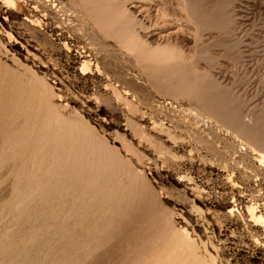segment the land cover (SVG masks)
Listing matches in <instances>:
<instances>
[{
  "label": "rangeland",
  "instance_id": "1",
  "mask_svg": "<svg viewBox=\"0 0 264 264\" xmlns=\"http://www.w3.org/2000/svg\"><path fill=\"white\" fill-rule=\"evenodd\" d=\"M6 1L0 264H264V0Z\"/></svg>",
  "mask_w": 264,
  "mask_h": 264
},
{
  "label": "bare ground",
  "instance_id": "2",
  "mask_svg": "<svg viewBox=\"0 0 264 264\" xmlns=\"http://www.w3.org/2000/svg\"><path fill=\"white\" fill-rule=\"evenodd\" d=\"M7 1H9V2H10L11 4H13V5L16 4L15 0H7ZM7 1H6V2H7ZM46 1H49V0H46ZM90 1H91V0H90ZM184 1H185V0H184ZM40 2H43V1H40ZM187 2H188V1H187ZM187 2H186V3H187ZM189 2H190V1H189ZM36 3H38V2L36 1ZM45 3H46V2H45ZM186 3H181V4H182V5H185ZM99 4H100V3H99ZM177 4H178V3H177ZM179 4H180V3H179ZM193 4H194V3H193ZM196 4H197V3H196ZM6 5H7V3H6ZM28 5H29V4H28ZM37 5H38V4H37ZM41 5H42V4H41ZM108 5H109V4H108ZM110 5H111V2H110ZM110 5H109V6H110ZM112 5H114V4L112 3ZM8 6H9V5H8ZM44 6H45V5H44ZM93 6H94V5H93ZM93 6H92V7H93ZM102 6H104V5H102ZM192 6H193V5H192ZM47 7H48V6H47ZM96 7H97V6H96ZM105 7H106V5H105ZM110 7H112V6H110ZM110 7H108V9H109ZM118 7H119V6H118ZM180 7H181V6H180ZM183 7H184V6H182V8H183ZM186 7H187V6H186ZM190 7H191V6H190ZM34 8H36V6H35ZM97 8H98V7H97ZM115 8H116V6L114 7V9H115ZM182 8H181V9H182ZM46 9H47V8H46ZM95 9H96V8H95ZM102 9H103V8H102ZM105 9L107 10V8H105ZM105 9H104V12H105ZM116 9H117V8H116ZM185 9H186V8H185ZM190 9H191V8H190ZM33 10H34V9H33ZM109 10H110V9H109ZM112 10H113V8H112ZM120 10H124V9H121V8H120ZM91 11H93V10H91ZM125 11L127 12L126 9H125ZM195 11H196V10H195ZM195 11H194V12H195ZM0 12H1V11H0ZM32 12H33V11H32ZM38 12H39V14L41 13L39 10H38ZM96 12H97V11H96ZM102 12H103V10H102ZM104 12H103V14H104ZM117 12H118V10L116 11V13H117ZM119 12H120V11H119ZM122 12H123V11H122ZM44 13H45V12H44ZM93 13H94V12H93ZM93 13H92V15H93ZM107 13H108V12H107ZM109 13H111V12H109ZM116 13H113L114 15L112 14L110 17L105 18V20H103L104 18H103V19L101 18L100 20H103V21H102V22L100 21V22L103 23L104 26H108V27H110V28H112V29L115 28L116 26H118V28H120L122 31H123V30L127 31V29H128V25H130V24H127L126 22H127L128 19L131 20L132 17H131V18H128V17H129V16H128V17H127L128 19H127L126 21L121 22V21H120V20H121V19H120L121 16L119 15L121 12H120L119 14H116ZM192 13H193V12H192ZM0 14H1V13H0ZM34 14H35V13H34ZM47 14H48V13H47ZM94 14H95V13H94ZM95 15H96V14H95ZM107 15H108V14H106V16H107ZM124 15H125V14H124ZM124 15H123V16H124ZM126 15H127V13H126ZM193 15H194V14H193ZM41 16H43V15H41ZM100 16H101V15H100ZM185 16H186V15H185ZM188 16H189V15H188ZM199 16H200V15H199ZM98 17H99V16H98ZM192 17H193V16H192ZM194 17H195V16H194ZM194 17H193V18H194ZM38 18H39V17H38ZM134 19H135V18H134ZM96 20H97V19H96ZM200 20H201V19H200ZM131 22H132V21H131ZM138 24H139V23H138ZM138 24H137V25H138ZM98 25H99V24H98ZM132 25H133V23H132ZM137 25H136V26H137ZM194 25H195V24H194ZM133 26H134V25H133ZM133 26H132V27H133ZM205 26H206V25H205ZM55 27H56V26H55ZM58 28H59V27H58ZM101 28H102V27H101ZM130 28H131V27H130ZM107 29H108V28H107ZM120 29H119V30H120ZM131 29H133V28H131ZM101 30H102V29H101ZM104 30H106V29H104ZM109 30H110V29H109ZM117 30H118V29H117ZM54 31H55V30H54ZM111 31H112V30H111ZM130 31H131V30H130ZM115 33H116V32H115ZM118 33H119V32H118ZM126 33H128V32H126ZM126 33H124V35H125ZM131 33H132V32H131ZM134 33H135V31H134ZM126 35H127V34H126ZM126 35H125V36H126ZM128 36H131V35H128ZM133 36H134V35H133ZM133 36H132V37H133ZM135 36H136V34H135ZM122 37H123V36H122ZM137 37H138V36H137ZM123 38H124V37H123ZM138 38H139V37H138ZM121 39H122V38H121ZM121 39H120V40H121ZM126 39H127V37H126ZM126 39H125V40H126ZM130 39H131V37H130ZM133 39L136 40L135 37L132 38L131 40H133ZM120 40H119V41H120ZM131 40H130V41H131ZM128 41H129V40H128ZM130 41H129V42H130ZM141 41H142V40H141ZM126 42H127V41H126ZM129 42H128V43H129ZM131 42H132V41H131ZM131 42H130V43H131ZM132 43H133V42H132ZM135 43H137V42H135ZM135 43H134V44H135ZM130 45H131V44H130ZM136 45H137V44H136ZM172 45H173V44H172ZM134 46H135V45H133V47H134ZM137 46H138V45H137ZM175 46H176V45H175ZM131 47H132V46H131ZM165 47H166V45L164 46V48H165ZM135 48H136V47H135ZM158 48H159V47H158ZM164 48H163V49H164ZM170 48H171V47H170ZM133 49H134V48H133ZM136 49H137V48H136ZM155 49H156V48H155ZM160 49H161V48H160ZM163 49H161V50H163ZM149 50H150V49H149ZM153 50H154V48H153ZM165 50H167V49H164V51H165ZM173 50H174V49H173ZM173 50H169V51H173ZM179 50H180V49H179ZM158 51H160V50H158ZM164 51H163V52H164ZM134 52H135V51H134ZM156 52H157V51H156ZM160 52H162V51H160ZM157 53H158V52H157ZM164 53H165V52H164ZM155 54H156V53H155ZM165 54H167V53H165ZM165 54H164V55H165ZM169 54H171L172 56L175 55V53H173V52H172V53H169ZM162 55H163V54H162ZM138 56H139V55H138ZM153 56H154V55H153ZM159 56H161L160 53H159ZM168 56H169L170 58H172V56H170V55H168ZM178 56H179V55H178V52H177V57H178ZM157 57H158V56H157ZM162 57H163V56H161L160 58L162 59ZM174 57H175V56H174ZM152 58H154V57H152ZM163 58H164V57H163ZM170 58H169V60H170ZM175 58H176V57H175ZM175 58H173L174 61H175ZM178 58H179V57H178ZM141 59H142V58H141ZM167 59H168V58H167ZM176 59H177V58H176ZM180 59H181V58H180ZM185 59H186V58H185ZM154 60H156V58H155ZM169 60H166V61L168 62ZM159 61H161V60H159ZM159 61H158V63H159ZM166 61H165V62H166ZM141 62H142V60H141ZM150 62H151V61H150ZM162 62H163V61H162ZM177 62H178V61H177ZM186 62H187V61H186ZM160 63H161V62H160ZM168 63L172 64L171 61L168 62ZM144 64H145V63H144ZM150 64H151V63H150ZM152 64L154 65V64H156V63L153 61ZM164 64H167V63H164ZM164 64H163V66H164ZM176 64H177V63H176ZM156 65H157V64H156ZM160 65H161V64H160ZM160 65H159V66H160ZM179 66H180V64H179ZM183 66H184V65H183ZM83 67H84V66H83ZM157 67H158V66H157ZM177 70H178V69H177ZM172 71H173V70H172ZM185 74H186V72H185ZM179 75H180V74H179ZM179 75H178V76H179ZM183 76H184V75H183ZM185 76H186V75H185ZM176 77H177V76H176ZM193 78H194V77H193ZM186 79H190V78H186ZM191 79H192V78H191ZM191 79H190V80H191ZM200 79H201V78H200ZM204 79H205V78H204ZM195 80H196V79H195ZM195 80H194V81H195ZM186 81H187V80H186ZM188 81H189V80H188ZM194 81H193V82H194ZM207 81H208V80H207ZM13 82H15V80H13ZM16 82H17V81H16ZM190 82H191V81H190ZM9 83H10V82H9ZM24 83H25V82H24ZM181 83H182V82H181ZM183 83H184V82H183ZM186 83H187V82H186ZM186 83H185V84H186ZM194 83H195V82H194ZM202 83H203V82H202ZM32 84H33V83H32ZM12 85H13V84H12ZM20 85H21V84H20ZM20 85H19V86H20ZM24 85H25V84H24ZM188 85H189V84H188ZM195 85H196V84H195ZM195 85H194V86H195ZM203 85H204V84H203ZM213 85H214V84H213ZM216 85H217V84H215L214 86L216 87ZM214 86H212L210 89L212 90V88H213ZM217 86H218V85H217ZM219 86H220V85H219ZM15 87H16V86H15ZM183 87H184V86H183ZM183 87H181V88H183ZM205 87H206V86H205ZM215 87H214V90H215ZM189 88H190V87H189ZM208 88H209V87H208ZM208 88H206V89H208ZM47 89H48V88H47ZM184 89H185V88H184ZM184 89H183V90H184ZM190 89H191V88H190ZM195 89H196V88H195ZM200 89H203V88H200ZM218 89H219V88H218ZM185 90H186V89H185ZM187 90H188V87H187ZM191 90H193V89H191ZM211 90H209V91L211 92ZM181 91H182V90H181ZM203 91H205V90H203ZM207 91H208V90H207ZM21 92H22V91H21ZM190 92H191V91H189V93H190ZM194 92H195V91H194ZM194 92H193V93H194ZM216 92L218 93L219 91L216 90ZM118 93H119V92H118ZM202 93H204V96H205V94L208 93V92H206V93H205V92H202ZM226 93H227V92H226ZM190 94H191V96H192V93H190ZM197 94H199V93H197ZM11 95H12V94H11ZM199 95H200V94H199ZM199 95H198V96H199ZM206 95L208 96V94H206ZM209 95H210V94H209ZM216 95H218V94H216ZM9 96H10V94H9ZM198 96H196V97H198ZM200 96H201V95H200ZM202 96H203V95H202ZM214 96H215V95H214ZM214 96H213V97H214ZM194 97H195V95H194ZM196 97H195V98H196ZM192 98H193V97H192ZM198 98H199V97H198ZM204 98H205V97H204ZM12 99H13L12 101L15 102V98L12 97ZM42 99H43V98H42ZM193 99H194V98H193ZM199 99H200V98H199ZM199 99H198V100H199ZM202 99H203V98H202ZM200 100H201V99H200ZM200 100H199V101H200ZM201 101H203V100H201ZM205 101H206V98H205ZM226 101H227V100H226ZM210 102H211V100H210ZM199 103H200V102H199ZM199 103H198V104H199ZM203 103H206V102H203ZM221 103H222V102H221ZM39 104H40V103H39ZM156 104H157V103H156ZM208 104H209V103H208ZM213 104H214V103H213ZM213 104H212V102H211V106H213ZM201 105H202V104H201ZM209 105H210V104H209ZM225 105H226V104H225ZM27 106H28V105H27ZM214 106H215V104H214ZM222 106H224V105H222ZM56 107H57V106H56ZM201 107H203V106H201ZM208 107H209V106H208ZM215 107H216V106H215ZM215 107H213L212 109H214ZM39 108H40V107H39ZM48 108H49V107H48ZM203 108H204V107H203ZM210 108H211V107H210ZM5 109H6V108H5ZM5 109H4V111H6ZM216 109H217V108H216ZM221 109H222V108H221ZM58 110H59V109H58ZM205 110H206V109H205ZM207 110H208V109H207ZM212 111H213V110H212ZM214 111H215V110H214ZM24 112H25V111H24ZM44 112H45V111H44ZM207 112H209V110H208ZM231 112H232V111H231ZM22 113H23V112H22ZM213 113H214V112H213ZM229 113H230V112H229ZM4 114H5V113H4ZM25 114H26V113H25ZM25 114H24V115H25ZM211 114H212V113H211ZM7 115H8V113H7ZM28 115H29V114H28ZM182 115H183V114H182ZM232 115H233V114H232ZM235 115H236V114H235ZM217 116H218V115H217ZM220 116H221V114H220ZM223 116H225V115H223ZM228 116H229V115H228ZM237 116H238V115H237ZM13 117H14V116H13ZM26 117H27V116H26ZM53 117L55 118V116H53ZM214 117H215V116H214ZM226 117H227V116H226ZM226 117H225V118H226ZM230 117H231V116H230ZM232 117H233V116H232ZM234 117H235V116H234ZM241 117H242V116H241ZM262 117H263V116H262ZM54 118H53V120H54ZM217 118H218V117H217ZM235 118H236V117H235ZM250 118H251V117H250ZM15 119H16V118H15ZM23 119H24V118H23ZM38 119H39V118H38ZM223 119H224V117H223ZM229 119H231V118H229ZM232 119H233V118H232ZM236 119L238 120L239 118H236ZM240 119H241V118H240ZM240 119H239V120H240ZM243 119H244V118H243ZM18 120H19V118H18ZM21 120H22V119H21ZM218 120H219V119H218ZM248 120H250V121H249V124H250L251 119H248ZM252 120H253V119H252ZM2 121H3V120H2ZM40 121H41V120H40ZM40 121H39V122H40ZM56 121H58V120H56ZM220 121H221V120H220ZM222 121H225V120H222ZM222 121H221V122H222ZM227 121H230V120L227 119ZM227 121H226L225 124H231V122H230V123H227ZM245 121H247V120H245ZM253 121H254V120H253ZM256 121H258V120L256 119ZM256 121H255V123H256ZM3 122H4V121H3ZM31 122H32V121H31ZM63 122H65V121H63ZM67 122H68V121H67ZM202 122H203V121H202ZM202 122H201V123H202ZM216 122H217V121H216ZM234 122H235V119H234ZM238 122H239V121H238ZM29 123H30V121H29ZM50 123H51V122H50ZM53 123H54V122H53ZM241 123L244 124V122H242V121H241ZM255 123H253V124H255ZM47 124H48V123H47ZM67 124H69V123H67ZM247 124H248V123H247ZM3 125H4V124H3ZM38 125H39V124H38ZM38 125H37V126H38ZM62 125H63V124H62ZM65 125H66V124H65ZM235 125H237V124L235 123ZM245 125H246V124H245ZM256 125H257V124H256ZM53 126H54V125H53ZM53 126H52V127H53ZM63 126H64V125H63ZM63 126H62V127H63ZM70 126H71V125H70ZM227 126H228V125H227ZM231 126H232V125H231ZM231 126H230V127H231ZM262 126H264V125H262ZM31 127H32V126H31ZM72 127H73V126H72ZM233 127H235V126H233ZM253 127H254V126H253ZM59 128H60V127H59ZM254 128H255V127H254ZM254 128H253V129H254ZM256 128H257V126H256ZM43 129H44V128H43ZM55 129H56V128H55ZM241 129H242V128H241ZM258 129H261V128H258ZM14 130H15V129H14ZM36 130H37V129H36ZM64 130H65V129H64ZM72 130H73V129H72ZM72 130H70V131L72 132ZM250 130H251V129H250ZM24 131H25V130H24ZM30 131H31V130H30ZM50 131H52V130H50ZM246 131H249V130L247 129ZM27 132H28V131H27ZM64 132H65V131H64ZM235 132H236V131H235ZM238 132H239V130H238ZM25 133H26V132H25ZM86 133H87V132H86ZM208 133H209V132H208ZM259 133H260V132H259ZM20 134H21V133H20ZM37 134H38V133H37ZM239 134H240V133H239ZM239 134H238V135H239ZM244 134H245V133H244ZM254 134H255V133H254ZM256 134H258V133H256ZM236 135H237V134H236ZM21 136H22V135H21ZM25 136H26V135H25ZM32 136H33V135H32ZM40 136H41V135H40ZM65 136H66V135H65ZM87 136H88V135H87ZM240 136H241V134H240ZM243 136H244V135H243ZM247 136H248V135H247ZM262 136H263V135H262ZM13 137H14V136H13ZM238 137H239V136H238ZM244 137H245V136H244ZM253 137H254V136H253ZM253 137H252V138H253ZM255 137H256V136H255ZM22 138H24V137H22ZM28 138H29V137H28ZM82 139H83V138H82ZM241 139H242V137H241ZM244 139H245V138H244ZM246 139H247V138H246ZM255 139H256V138H255ZM263 139H264V138H263ZM247 140H249V139H247ZM251 140H252V139H251ZM253 140H254V139H253ZM34 141H35V140H34ZM61 141H62V140H61ZM80 141H81V140H80ZM84 141H85V140H84ZM44 142H45V141H44ZM246 142H248V141H246ZM249 142H251V141H249ZM253 142H254V141H253ZM262 142H263V141H262ZM22 143H23V142H22ZM50 143H51V142H50ZM255 143H256V142H255ZM259 144H260V143H259ZM25 145H26V142H25ZM32 145H33V144H32ZM250 145H252V144H250ZM253 145H254V144H253ZM260 145H262V144H260ZM71 146H72V145H71ZM90 146H91V144H90ZM94 146H95V145H94ZM262 146H263V145H262ZM262 146H259V148H261ZM73 147H75V146H73ZM252 147H253V146H252ZM36 148H37V146H36ZM47 148H48V147H47ZM65 148H66V147H65ZM84 148H85V147H84ZM253 148H254V147H253ZM33 149H34V148H33ZM53 149H55V146H54ZM255 149H256V148H255ZM30 150H31V149H30ZM47 150H48V149H47ZM81 150H84V149H81ZM70 151H71V150H70ZM79 151H80V150H79ZM258 151H259V154L261 155V162H264V151H263V150H260V149H259ZM23 152H24V151H23ZM82 152H84V151H82ZM255 152H256V151H255ZM32 153H33V152H32ZM35 153H36V151H35ZM74 153H75V152H74ZM77 153H78V152H77ZM33 154H34V153H33ZM35 155H36V154H35ZM52 155H53V154H52ZM32 156H33V155H32ZM49 156H50V155H49ZM66 156H67V155H66ZM73 156H75V155H73ZM33 157H34V156H33ZM37 157H38V156H37ZM46 157H47V156H46ZM82 157H83V155H82ZM82 157H81V159H82ZM8 158H9V157H8ZM88 158H89V157H88ZM14 159H16V158L14 157ZM27 159H28V158H27ZM31 159H32V158H31ZM83 159H85V158H83ZM23 160H24V158H23ZM75 160H76V159H75ZM86 160H87V158H86ZM80 161H81V160H80ZM74 162H75V161H74ZM48 163H50V162H48ZM81 163H82V162H81ZM95 163H96V162H95ZM95 163H94V164H95ZM55 164H56V163H55ZM87 164H88V163H87ZM45 165H46V164H45ZM106 165H107V164H106ZM16 166H17V165H16ZM30 167H31V166H30ZM28 168H29V167H28ZM28 168H27V169H28ZM16 169H18V167H17ZM27 169H26V170H27ZM31 169H32V168H31ZM46 169H47V167H46ZM42 171H43V170H42ZM83 171H85V170H83ZM97 171H100V170L97 169ZM45 172H46V171H45ZM91 172H92V171H91ZM62 173H63V172H62ZM46 174H47V173H46ZM104 174H105V173H104ZM26 175H27V174H26ZM26 175H25V176H26ZM43 176H44V174H43ZM55 177H57V176H55ZM72 177H73V176H72ZM79 177H80V176H79ZM26 178H27V176H26ZM30 178H31V177H30ZM98 178H99V177H98ZM43 179H44V178H43ZM85 179H86V178H85ZM92 179H93V178H92ZM55 180H56V179H55ZM26 184H27V183H26ZM111 184H112V183H111ZM111 184H110V185H111ZM114 184H115V183H114ZM42 185H43V181H42ZM42 185H41V186H42ZM54 186H55V185H54ZM80 186H81V185H80ZM27 187H28V186H27ZM40 188H41V187H40ZM54 188H55V187H54ZM86 188H88V187H86ZM32 189H33V188H32ZM118 189H119V188H118ZM26 190H27V189H26ZM40 190H41V189H40ZM69 190H70V189H69ZM79 190H80V189H79ZM103 190H104V189H103ZM110 190H111V189H110ZM106 191H107V190H106ZM121 191H122V190H121ZM39 192H40V191H39ZM104 192H105V190H104ZM111 192H112V191H111ZM21 193L23 194V191H22ZM26 193H27V192H26ZM26 193H25V194H26ZM37 193H38V192H37ZM84 193H85V192H84ZM86 193H87V192H86ZM25 194H24V195H25ZM85 195H87V194H85ZM109 196H110V194H109ZM114 196H115V194H114ZM20 197H21V195H20ZM24 197H25V196H24ZM83 197H84V196H83ZM87 197H88V196H87ZM94 197H95V196H94ZM84 198H85V197H84ZM99 198H100V197H99ZM111 198H112V197H111ZM85 200H86V199H85ZM112 200H113V199H112ZM116 200H117V199H116ZM117 202H118V201H117ZM117 202H116V203H117ZM17 203H18V202H17ZM19 203H20V202H19ZM85 205H86V204H85ZM14 206H15V205H14ZM57 206H58V205H57ZM57 206H56V207H57ZM17 207H18V206H17ZM54 207H55V206H54ZM13 208H14V207H13ZM76 209H77V208H76ZM83 209H84V208H83ZM257 209H258L257 206H254V205L248 206V209H247V210H248V214H249V216L251 217V221H254L255 223H256V222H264V213H263V212L261 213V212H260L259 210H257ZM114 210H115V209H114ZM70 211H71V209H70ZM75 211H76V210H75ZM104 212H105V211H104ZM113 215H114V214H113ZM121 215H122V214H121ZM6 219H7V218H6ZM108 219H109V218H108ZM106 222H107V221H106ZM167 222H168V221H167ZM59 223H60V222H59ZM110 223H111V222H110ZM250 224H251V223H250ZM255 225H256V224H255ZM109 226H110V225H109ZM167 228H168V227H167ZM171 228H172V227H171ZM168 229H169V228H168ZM172 229H173V228H172ZM181 230H182V229H181ZM63 231H64V230H63ZM92 231H93V230H92ZM101 231H102V230H101ZM106 231H107V229H106ZM177 231H178V230H177ZM185 232H186V231H184V234L186 235L187 233H185ZM102 233H104V232H102ZM42 235H44V234H42ZM187 236H188V235H187ZM187 236H184V237L181 238V244H183V245H187L188 247H187V246H186V247L189 248L190 253L193 255L194 252H195V248H194V244H195V243L193 244L192 240H190L191 236H190V238H188ZM173 237H174V236H173ZM86 238H87V237H86ZM94 238H95V237H94ZM97 238H98V237H97ZM105 238H106V236H105ZM161 238H162V237H161ZM95 239H96V238H95ZM170 239H171V238H170ZM82 240H83V239H82ZM104 240H105V239H104ZM161 240H162V239H161ZM167 241H168V240H167ZM164 242H165V241H164ZM89 243H91V242L89 241ZM153 243H154V242H153ZM177 243H178V242H177ZM95 244H96V243H95ZM102 244H103V243H102ZM159 244H160V243H159ZM161 245H162V244H160V246H161ZM79 246H80V244H79ZM88 246H89V245H88ZM90 246H91V245H90ZM99 246H100V245H99ZM166 246H167V245H166ZM177 246H178V245H177ZM180 246H181V245H180ZM195 246H196V245H195ZM75 247H76V246H75ZM89 248H91V247H89ZM92 248H93V247H92ZM97 248H98V247H97ZM161 248H162V246H161ZM167 248H169V247L167 246ZM179 248H180V247H179ZM172 249H173V248H172ZM184 249H185V248H184ZM77 250H78V249H77ZM180 250H181V249H180ZM186 250H188V249H186ZM170 254H171V253H170ZM200 255H201V254H200ZM44 256H45V255H44ZM168 256H170V255H168ZM184 256H185V255H184ZM184 256H183V257H184ZM193 257H194V255H193ZM157 258H158V257H157ZM157 258H156V259H157ZM178 259H179V258H178ZM182 259H183V258H182ZM56 261H57V260H56ZM157 262H160V261L157 260ZM197 263H198V262H197ZM191 264H192V263H191Z\"/></svg>",
  "mask_w": 264,
  "mask_h": 264
}]
</instances>
